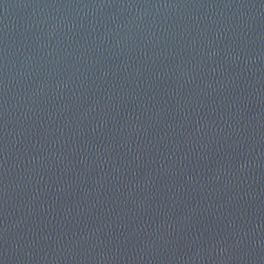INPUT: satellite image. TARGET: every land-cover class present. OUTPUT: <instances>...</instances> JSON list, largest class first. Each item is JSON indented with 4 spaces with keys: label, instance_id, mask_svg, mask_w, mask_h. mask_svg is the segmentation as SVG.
<instances>
[{
    "label": "water",
    "instance_id": "95a60500",
    "mask_svg": "<svg viewBox=\"0 0 264 264\" xmlns=\"http://www.w3.org/2000/svg\"><path fill=\"white\" fill-rule=\"evenodd\" d=\"M0 264H264V0H0Z\"/></svg>",
    "mask_w": 264,
    "mask_h": 264
}]
</instances>
